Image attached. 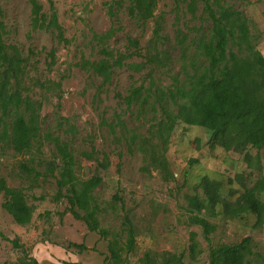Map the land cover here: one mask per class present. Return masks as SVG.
Masks as SVG:
<instances>
[{
  "label": "rangeland",
  "instance_id": "rangeland-1",
  "mask_svg": "<svg viewBox=\"0 0 264 264\" xmlns=\"http://www.w3.org/2000/svg\"><path fill=\"white\" fill-rule=\"evenodd\" d=\"M31 0H0V19L5 23L3 38L6 44L14 45L22 57H26L25 91L32 98L42 101L40 110L41 138L25 153H16L0 141V176L10 187L21 188L27 202L33 206L28 224L19 225L2 208L0 192V264H19L23 259L35 258L40 264H206L209 248L232 244L243 238L250 239L254 258H264V221L255 226L256 217L243 213L230 218L222 214L221 206L210 204L202 210L215 230L207 241L198 225L188 224L186 195H204L198 188L203 176L221 183V196L235 200L244 186L253 185L264 178V147L247 148L252 160H244L245 151L211 148L206 131L199 126L179 122L169 138L164 156L172 176L166 179L161 171L148 165L140 151L127 147L130 129L136 127L144 133L156 122L160 110L143 106L134 115L124 112L125 106L116 93L125 95L131 86L149 83L148 67L134 71L128 66L115 67L111 81L101 84V77L79 64L84 60L100 58L102 44L95 38L113 28L105 38L114 52H131L127 36L136 38L139 53L125 62L145 60L142 55L149 46L156 23L165 40L159 48L168 49L169 60L154 73L158 85L171 84V75L181 74V55L175 38L176 30L188 34V41L207 27L203 0L196 1L194 14L187 11L189 0H158L154 16L145 23L129 17L126 5H114V14H109L111 0H52L62 27V36L68 41H58L52 31L32 30L30 25ZM42 11L49 13L48 0H37ZM241 10L250 20L251 31L257 38V48L264 55V0H221ZM56 33V32H55ZM105 44V45H106ZM193 47L189 54H192ZM53 50V62L48 56ZM144 80V81H143ZM38 82V83H37ZM56 83H59L57 85ZM175 109V107H174ZM114 112L121 113L122 124L111 132L102 118L116 120ZM75 127L71 138L66 133V120ZM61 123V124H59ZM49 130L61 139H71L75 174L81 180L94 175L101 183L93 190L99 211L96 214L100 227L106 234L90 231L83 220H78L67 211V200H58V170L52 175L46 163L58 162L59 158L51 140L44 137ZM114 133V134H113ZM147 134V133H146ZM117 137V138H116ZM95 146L96 157L101 160L106 153L109 165L98 166L96 159L82 156ZM64 192V190H63ZM127 215L135 232V244L131 251H121L120 257H110V240L124 244V217ZM196 233V251L189 250L190 232ZM83 243L86 249L67 247L69 243ZM168 260L167 263L164 261ZM253 264H258L254 261Z\"/></svg>",
  "mask_w": 264,
  "mask_h": 264
},
{
  "label": "trees",
  "instance_id": "trees-1",
  "mask_svg": "<svg viewBox=\"0 0 264 264\" xmlns=\"http://www.w3.org/2000/svg\"><path fill=\"white\" fill-rule=\"evenodd\" d=\"M109 14H114V5H121L122 0H111ZM197 0H189L187 11L194 14ZM49 2V13L42 11V5L37 0H31L30 25L32 30L43 29L52 31L57 40L67 42L62 36V27L52 0ZM158 0H127L126 10L130 18L145 23L154 16ZM203 11L206 14L207 27L198 36L188 41V34L181 29L176 30L175 38L181 55V74H172V82L168 86L154 82L153 73L166 65L169 60V50L159 48L165 38L160 34V23H156L153 36L149 41L145 59L140 62H125L139 53L138 40L127 36L131 52H114L107 46L105 38L113 33V28L95 38L102 44L99 49L100 58L97 60L84 59L79 65L101 77V84L111 81L115 67L128 66L134 71H141L148 67L146 75L149 83L143 82L138 86H131L128 93H116L119 101L125 106L124 112L134 115L140 113L143 106L149 105L152 110L156 106L160 115L156 122L150 124L144 133L136 127L130 129L127 147H136L146 162L144 169L152 165L161 171L166 179L172 176L168 162L164 156L169 138L179 122L202 127L208 135L211 148L221 147L224 150L245 151L244 160L250 162L251 155L247 148L261 149L264 147V55L257 48V38L251 31L250 20L231 5L221 0H203ZM0 9V15H1ZM5 23L0 19V141L10 146L16 153L30 151L40 140L42 101L32 98L25 91L26 86V57H22L18 49L12 44H6L3 38ZM56 32V33H55ZM106 44V45H105ZM192 54H189L190 48ZM141 55V54H140ZM48 56L53 62V50ZM144 81V80H143ZM38 83V82H37ZM59 85V83H56ZM175 107V109H174ZM116 120L108 122L102 118L111 132L122 124L121 113L114 112ZM64 131L73 137L75 127L66 118ZM61 124V123H59ZM147 133V134H146ZM114 134V133H113ZM44 137L51 140L58 162L46 163V170L52 175L58 170V192L55 199L64 197L73 217L83 220L90 231L106 234L100 227L96 217L99 205L93 190L101 183V177L94 175L86 180L79 179L74 170L75 161L71 139H61L49 130ZM117 138V137H116ZM41 145V142H38ZM82 156L96 159L98 166L106 168L109 165L108 156L103 153L99 160L95 146L91 144L90 151H83ZM198 188L202 190L205 199L198 194L186 195L188 224L198 225L207 241L210 233L215 230V224L210 223L201 215L202 210L210 204L212 208L221 206V212L227 217L234 218L243 213H252L256 217L255 226L264 221V178L258 179L251 186H244L242 193L235 199L229 200L221 196V183L218 180L203 176ZM64 190V192H63ZM0 192L3 194L2 208L19 225L28 224L32 218L33 206L27 202L26 195L21 188L10 187L0 176ZM124 231L126 240L118 244L117 240H110L108 249L110 257L118 259L121 251H131L135 244V232L127 215L124 217ZM196 233L190 232L189 250L196 251ZM86 249L83 243L72 242L67 247ZM250 239L243 238L232 244H222L209 248L206 264H264V258L256 254L251 258ZM168 260L164 262L167 263ZM19 264H40L35 258L23 259ZM103 264H106L103 263ZM182 264V263H179Z\"/></svg>",
  "mask_w": 264,
  "mask_h": 264
}]
</instances>
